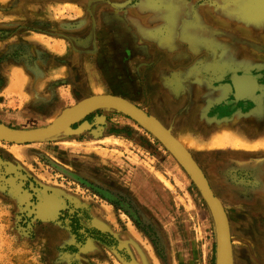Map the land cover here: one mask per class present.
Instances as JSON below:
<instances>
[{
	"label": "rangeland",
	"instance_id": "374dc122",
	"mask_svg": "<svg viewBox=\"0 0 264 264\" xmlns=\"http://www.w3.org/2000/svg\"><path fill=\"white\" fill-rule=\"evenodd\" d=\"M143 29L152 54L136 72L128 48ZM101 94L132 104L143 94L134 105L180 141L222 206L231 264H264V0H0L1 124L40 128ZM196 233L209 249L214 239L205 264H216L197 185L123 112L0 140V264H166L162 239L189 259Z\"/></svg>",
	"mask_w": 264,
	"mask_h": 264
},
{
	"label": "water",
	"instance_id": "95a60500",
	"mask_svg": "<svg viewBox=\"0 0 264 264\" xmlns=\"http://www.w3.org/2000/svg\"><path fill=\"white\" fill-rule=\"evenodd\" d=\"M105 107L114 108L137 120L152 132L185 168L200 190L214 217L218 235L216 264H230L226 216L201 169L190 153L160 122L129 101L111 94L94 95L80 101L73 107L64 109L50 124L31 130H17L0 123V140L14 143L39 141L54 136L63 130L69 131L70 126L78 122L83 116L95 109Z\"/></svg>",
	"mask_w": 264,
	"mask_h": 264
},
{
	"label": "crops",
	"instance_id": "0c3cea01",
	"mask_svg": "<svg viewBox=\"0 0 264 264\" xmlns=\"http://www.w3.org/2000/svg\"><path fill=\"white\" fill-rule=\"evenodd\" d=\"M128 20H129V22L134 24V26L136 28L139 27V29H142V28H140V24L137 23V20H132V19H130V17L128 18ZM142 32H143L142 35L135 34L133 36V38H134L133 41L134 42L128 48V52H130L129 63H130V65L132 66V68L136 72H140L141 71L138 68H141L142 65L145 64L146 59L149 57V55L152 54L150 45L145 40H143L142 37L146 38L147 35L151 36L153 33L150 30L147 31L146 29H143ZM208 33L209 32H207V34ZM141 42H143V44ZM169 43H171V40L166 41V44L164 43V45L170 46V45H167ZM182 46H178L177 45V46H174L171 49L168 48V50L166 51V57L169 60L172 61V58H174L175 55L177 57V55L183 54L184 50H183ZM202 50L203 49H201V51L199 50L200 53H197V55L202 54ZM208 50L209 49H206V54H208ZM171 54H174V55H171ZM206 57H207V55H206ZM209 67H211V69L214 70V68H213L214 65H211V66L207 65V68H209ZM134 75H135L136 78L138 77V79H140L139 78V74H137V73L135 74L134 73ZM138 79H137V81H138ZM207 84L210 85L208 82H207ZM137 85H139V84H137ZM142 97H143V94H141V96H139V98H137V99L134 98V100H131V102H133L134 104H138L140 101L141 102L143 101ZM169 102H170L169 99H164V101H163L164 104H168V106L172 108L174 105H172ZM165 116H167V115H165ZM86 126H88V123L84 122V123L80 124L79 129H82L83 127L85 128ZM114 135H110V133H107V134H104V138L106 139V137H108V138L114 137ZM207 151L208 152H213L210 149L207 150ZM217 156H218V154H217ZM202 238L198 237L197 233H196L194 238H191V239L187 240V243L190 242L189 244L191 245V246H189L190 249H188L189 250V256H190L189 259L184 257V256H186V253H184V250L182 248H179V249L176 248V247L174 248L173 247V243H171L170 239L166 238L167 239L166 240V239L163 238L162 242L160 244H161V246H162V248L164 250L165 256H166L165 257L166 264H183V262H189L190 264H199V263L205 264L209 254H210V263H212L211 257H212V254H213V242H214V239H211L210 249H209L208 248V242L205 240V238H204V241H203ZM216 241H217V238H216ZM178 242H179V240H177V243ZM180 242H182V241H180ZM177 243L175 242L176 246H177ZM185 252H187V251H185ZM142 264H146V263H142Z\"/></svg>",
	"mask_w": 264,
	"mask_h": 264
},
{
	"label": "bare ground",
	"instance_id": "6f19581e",
	"mask_svg": "<svg viewBox=\"0 0 264 264\" xmlns=\"http://www.w3.org/2000/svg\"><path fill=\"white\" fill-rule=\"evenodd\" d=\"M243 76H247V77H250V75H244L243 74ZM252 78V77H251ZM255 84L256 83H254V85H252L251 86V88L250 89H248L246 92H244L243 94L241 93L240 94V92H236V94H235V88L233 87V90H234V94H235V96H244V95H251V94H253L254 93V91L256 90V86H255ZM257 85V84H256ZM238 94V95H237ZM61 114V113H60ZM153 117V116H152ZM157 120V119H156ZM158 121V120H157ZM159 122V121H158ZM161 124V123H160ZM176 140L179 142V144H181L180 143V141L176 138ZM1 141H3V140H1ZM6 142H8V141H6ZM11 143H14V142H11ZM183 144V143H182ZM185 148V147H184ZM216 198V197H215ZM218 201V200H217ZM220 204V203H219ZM221 206V205H220ZM222 207V206H221ZM226 222H227V220H226ZM227 226H228V224H227ZM216 238H217V241H218V235L216 236ZM228 239H229V230H228ZM229 253H230V242H229ZM230 264H231V254H230Z\"/></svg>",
	"mask_w": 264,
	"mask_h": 264
}]
</instances>
